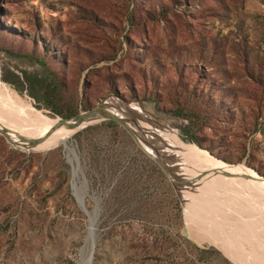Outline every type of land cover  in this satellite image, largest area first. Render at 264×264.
I'll list each match as a JSON object with an SVG mask.
<instances>
[{"label":"rangeland","instance_id":"1","mask_svg":"<svg viewBox=\"0 0 264 264\" xmlns=\"http://www.w3.org/2000/svg\"><path fill=\"white\" fill-rule=\"evenodd\" d=\"M47 69L86 107L79 113L108 99L126 119V109L135 112L132 127L177 177L199 176V163L175 141L208 154L202 162L211 157L264 178V0H0V82L60 118L30 81ZM178 104L198 116H175ZM102 122L67 142L76 184L64 146L27 151L0 135V264L88 261L86 212L95 229L90 264H264L263 182L174 186L121 126Z\"/></svg>","mask_w":264,"mask_h":264},{"label":"bare ground","instance_id":"2","mask_svg":"<svg viewBox=\"0 0 264 264\" xmlns=\"http://www.w3.org/2000/svg\"><path fill=\"white\" fill-rule=\"evenodd\" d=\"M138 113V112H137ZM137 115V114H136ZM61 120L60 118H47L43 116L41 113L37 112L35 109H33L30 105H25L21 101H19V98H17L15 95H12L9 93V91L2 85L0 82V126L3 128H6L11 134L10 138L12 141L17 142L18 137H23L27 139H38V138H45L43 142H41L39 145L35 146L34 148L30 149V151H48L54 147L57 146H64L67 154L72 153V150L67 146V142L71 138L73 134H75L79 129L76 130H68L64 127L59 128L58 130L52 132L51 128L52 126ZM134 129V128H133ZM135 130V129H134ZM154 130V129H153ZM136 131V130H135ZM138 131V130H137ZM46 134H49L47 137ZM153 134V133H152ZM143 139H139L140 145L150 154L151 157H155L154 151L156 154L160 155L159 153H163L158 150V148L152 147L150 142L148 141V145L144 142L146 140L144 137ZM143 140V141H142ZM154 143V142H153ZM158 143V142H157ZM175 145L180 146L181 154L188 158L190 162H192L193 158H198L199 165L195 166L196 172L194 175H200L202 173H207L206 176H204L202 179L207 182H211V180H218L222 182L224 185H228V182L231 180V182L235 183L236 181L240 180V178L244 175L252 176L253 178H256V173L253 172L250 169H246L242 166H230L225 165L222 162H219L211 157H209L208 161L202 162L199 160L200 157H204L208 154H206L203 151H200L197 148L190 149L188 148L184 143H181L180 141H175ZM163 144V143H162ZM161 144V145H162ZM153 145V144H152ZM164 147V145H162ZM165 148V147H164ZM179 148V147H178ZM151 149V150H149ZM166 151V148H165ZM73 154V153H72ZM164 154V153H163ZM69 156V155H68ZM71 157V156H70ZM162 157V156H161ZM165 158V157H164ZM168 158V157H167ZM162 159V158H161ZM160 159V160H161ZM165 162V161H164ZM163 162V163H164ZM172 163V161H171ZM167 165V162L164 164ZM176 165V164H175ZM172 166V165H171ZM169 166V167H171ZM174 167V165H173ZM172 167V168H173ZM192 169V168H191ZM174 170V169H173ZM74 171V170H73ZM188 171V169H187ZM218 171H225L230 174H232L234 177H222L218 173ZM74 179L75 184L77 183V179L79 177L80 169H76L74 172ZM212 174V175H211ZM211 175V176H210ZM188 176V175H187ZM195 177V176H194ZM193 177H190L192 179ZM196 178V177H195ZM210 180V181H209ZM202 181V180H201ZM264 183V182H263ZM199 185V184H198ZM223 185V186H224ZM222 187V186H221ZM234 185H231L229 188L233 190ZM203 188V187H202ZM203 190L205 191V194H208L210 191H213V188H210L208 185H204ZM209 190V191H208ZM218 191V190H217ZM226 192V191H225ZM204 193V192H201ZM182 194V193H181ZM210 195V193L208 194ZM204 196V195H203ZM234 196V195H233ZM227 197V196H226ZM230 198V197H228ZM236 198V195H235ZM232 199V198H231ZM234 201V200H233ZM233 203V202H229ZM185 204V203H184ZM237 205V204H236ZM235 206V205H234ZM211 208V207H210ZM233 208V207H232ZM237 208V206H236ZM235 208V209H236ZM209 209V208H208ZM239 209V208H237ZM234 210V208H233ZM241 210V209H240ZM210 211V210H209ZM237 211V210H234ZM243 211V210H242ZM245 211V210H244ZM243 211V212H244ZM211 212V211H210ZM241 212V211H240ZM246 213V212H245ZM233 213L231 212V215ZM241 214V213H240ZM245 215L244 213H242ZM247 214V213H246ZM191 215V213H190ZM226 215V214H225ZM234 215V214H233ZM249 215V214H248ZM247 215V216H248ZM208 216V215H207ZM223 216V215H222ZM236 216V215H235ZM246 216V215H245ZM244 216V217H245ZM245 217V219L247 218ZM213 217V216H212ZM251 218V216H248ZM234 218V217H233ZM236 218V217H235ZM237 218L241 219L237 216ZM200 221V218H198ZM215 219V218H214ZM222 219V218H221ZM230 221L232 224L234 223L231 218ZM238 219V221H239ZM210 220V219H209ZM213 220V219H212ZM216 220V219H215ZM242 220V219H241ZM245 221V220H243ZM197 222V221H196ZM223 222V221H222ZM252 223V222H251ZM210 224V223H209ZM224 224V223H223ZM240 224V223H238ZM244 224V223H243ZM249 224V223H247ZM207 225V224H206ZM217 225V224H216ZM221 225V223H220ZM234 225V224H233ZM250 225V224H249ZM210 226V225H209ZM222 226V225H221ZM220 226V228H221ZM244 226V225H242ZM251 226V225H250ZM93 228V225H91ZM217 227V226H216ZM225 227V226H223ZM222 227V228H223ZM246 227V226H245ZM256 227V226H255ZM205 228V227H204ZM207 228V227H206ZM210 228V227H208ZM218 228V227H217ZM219 228V229H220ZM226 228V227H225ZM228 229V228H227ZM237 229V228H236ZM240 228H238L239 230ZM222 231V230H220ZM224 231V229H223ZM224 233V232H223ZM228 233V232H227ZM230 233V232H229ZM202 234V233H201ZM226 234V233H225ZM222 234V237L225 238L227 234ZM216 235V234H215ZM233 235V234H232ZM91 236V234H90ZM221 236V235H220ZM221 237V238H222ZM228 237V236H227ZM226 237V238H227ZM203 238V237H202ZM220 241L222 239H219ZM225 240V239H224ZM222 243H224V247H226V242L228 240H225ZM216 242V241H215ZM219 242V241H218ZM220 242V243H221ZM230 243V241L228 242ZM226 244V245H225ZM231 256V255H230ZM232 259H235L233 256H231ZM83 264H89V260H83Z\"/></svg>","mask_w":264,"mask_h":264},{"label":"water","instance_id":"3","mask_svg":"<svg viewBox=\"0 0 264 264\" xmlns=\"http://www.w3.org/2000/svg\"><path fill=\"white\" fill-rule=\"evenodd\" d=\"M114 101L108 99L105 101H102L101 103L97 104L94 108L91 110L85 111L78 113L71 119H61L58 122H56L52 128L51 131L54 132L58 130L59 128H66L68 130H76V129H82L86 127L87 125H90L95 122L99 121H112L115 124L121 126L132 138V140L136 143V145L139 147V139L141 138V135L137 133L133 127L132 123L134 122L135 118V112L131 111L130 109H126L129 116L131 119H126L122 115L119 114L121 111V108L116 104L113 103ZM10 132L6 129L0 126V135H2L6 141L14 147H20L22 149H25L27 151H30V149L34 148L35 146L39 145L41 142L44 141L45 138H38V139H27L23 137H18V141L14 142L10 138ZM49 134H46L47 137ZM148 145V143H146ZM142 150V149H141ZM144 151V150H143ZM145 152V151H144ZM73 153V150H72ZM146 153V152H145ZM149 157L150 155L146 153ZM74 155V154H73ZM75 163H76V168L79 169L78 161L77 158L75 157ZM152 160L163 170V172L168 176L169 180L174 186H185L188 188H194L197 187L196 183L200 181L204 176L207 175V173H202L196 178H179L177 177L172 171V168H167L160 159L157 157H150ZM68 164L70 165L71 168V174L73 175V170H74V165L71 160L67 159ZM221 162V161H220ZM225 164V163H224ZM222 177H234L232 174L225 172V171H218V173ZM257 175V174H256ZM244 180H250L253 182H264V178L257 175L256 178H253L252 176L249 175H244L241 177ZM196 182V183H195ZM73 186V185H72ZM86 215L88 216V221H89V228H90V234H91V241H90V251H89V264L91 263L92 255H93V249L95 245V229L91 227L92 224V219L91 216L86 212ZM93 224L95 225V220L96 216L93 215ZM88 234H89V229H88Z\"/></svg>","mask_w":264,"mask_h":264},{"label":"trees","instance_id":"4","mask_svg":"<svg viewBox=\"0 0 264 264\" xmlns=\"http://www.w3.org/2000/svg\"><path fill=\"white\" fill-rule=\"evenodd\" d=\"M131 1L132 3L136 2V0H130V2ZM161 10L162 11H160L159 14L162 16L168 13L167 8H162ZM156 16L157 15H155V17L148 16V19L152 21L156 20L157 19ZM11 55L19 56L18 54L15 53L14 54L11 53ZM22 57H25L31 61H35L37 64H40L43 67H45V63L43 59L41 58L37 59L32 54H26ZM199 57H200L199 60L201 62H205L203 58L204 57L203 54L200 53ZM188 59H189L188 61H192L194 60V57L192 56ZM175 72L177 74H181L183 70H181L178 66H176ZM3 80L7 82L4 78ZM30 81L32 83L35 82V84H39L40 92H41V101L44 105V108L53 114L52 116H58L62 119H70L79 113V109H78L79 106H81L86 110V107L82 106L81 103L80 104L78 103V99L76 96L71 95L70 99L66 97L67 88L65 86V83L55 74V72L47 69V75L43 79L38 80V78H34L33 80ZM29 94L32 95L31 92ZM173 114L181 119L188 120L190 123L193 121L194 117L198 116L197 113H194L187 106L179 105V104L173 110ZM102 123L110 126H113L115 124L112 121H104ZM189 135L190 136L188 139L190 143L195 144L198 147H202L200 141L197 140L195 136H193V134L190 133ZM208 151L211 152V150ZM257 173L259 175L261 174L259 171H257Z\"/></svg>","mask_w":264,"mask_h":264}]
</instances>
